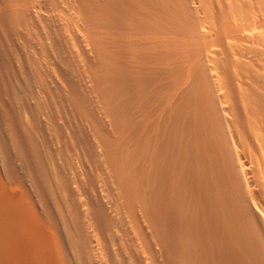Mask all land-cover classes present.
Wrapping results in <instances>:
<instances>
[{
	"label": "bare ground",
	"instance_id": "6f19581e",
	"mask_svg": "<svg viewBox=\"0 0 264 264\" xmlns=\"http://www.w3.org/2000/svg\"><path fill=\"white\" fill-rule=\"evenodd\" d=\"M0 25L8 264H264V0H0Z\"/></svg>",
	"mask_w": 264,
	"mask_h": 264
},
{
	"label": "rangeland",
	"instance_id": "374dc122",
	"mask_svg": "<svg viewBox=\"0 0 264 264\" xmlns=\"http://www.w3.org/2000/svg\"><path fill=\"white\" fill-rule=\"evenodd\" d=\"M1 27H2V25H0ZM2 29V30H1ZM4 34V35H3ZM3 36V37H2ZM7 36V34L5 33V31L3 30V28H0V68H1V72L3 71V73H5V74H3V75H6L5 77H8V78H6L7 79V81L8 80H10L11 79V81H8V85L12 82V78H10V74H8L9 73V71H8V36ZM6 37V38H5ZM3 38V39H2ZM7 42V43H6ZM6 48V49H5ZM2 68H3V70H2ZM7 69V70H6ZM4 70H5V72H4ZM10 82V83H9ZM10 101H9V99H8V105L9 106H7L8 107V110H16L17 109V107H18V103H17V105L15 104V105H12L11 106V103H9ZM10 106H11V108H13V109H11L10 108ZM15 107V108H14ZM21 122H22V120H21V118L19 119ZM1 130V129H0ZM4 132V134H2ZM8 133H9V131H8ZM8 133H7V131H5V130H1L0 131V160L1 159H3L2 160V163L4 164V166H3V164H0L1 166H0V175L1 176H3L4 175V171H3V167L5 168V170H7V172H8V169H9V167H11V166H9V165H11V164H9V165H7V163L10 161L9 159H11L10 158V154H11V157L12 158H14L15 159V155L16 154H14V151H13V148H11V146H9L10 144H9V139L7 140L6 138H8V136H4L3 137V135H8ZM2 138H3V140L4 141H8V147H9V149L7 150V146H5L4 144H2V143H4V141L2 140ZM6 139V140H5ZM3 141V142H2ZM4 145V146H3ZM11 148V149H10ZM13 151V153H12V151ZM6 152V153H5ZM8 152V153H7ZM10 153V154H9ZM7 155H9V156H7ZM17 156V155H16ZM5 158V159H4ZM7 159V160H6ZM20 161V160H19ZM6 162V163H5ZM10 163H12V162H10ZM16 164H17V162H16ZM6 165H7V167H6ZM14 165V164H13ZM20 166H19V168H21L22 169V167H23V164H19ZM17 166H18V164H17ZM22 166V167H21ZM7 188H8V186H7ZM1 251H0V256H2L1 258H0V264H8V251L6 252V254H5V252H4V250H6V249H0ZM2 250H3V252H2ZM2 253L5 255H2ZM3 259H5V260H3Z\"/></svg>",
	"mask_w": 264,
	"mask_h": 264
}]
</instances>
